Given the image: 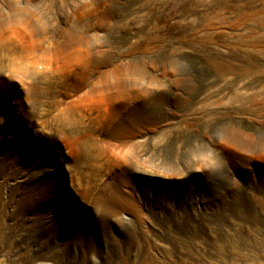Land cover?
I'll list each match as a JSON object with an SVG mask.
<instances>
[{
  "label": "rangeland",
  "instance_id": "obj_1",
  "mask_svg": "<svg viewBox=\"0 0 264 264\" xmlns=\"http://www.w3.org/2000/svg\"><path fill=\"white\" fill-rule=\"evenodd\" d=\"M0 264H264V0H0Z\"/></svg>",
  "mask_w": 264,
  "mask_h": 264
},
{
  "label": "bare ground",
  "instance_id": "obj_2",
  "mask_svg": "<svg viewBox=\"0 0 264 264\" xmlns=\"http://www.w3.org/2000/svg\"><path fill=\"white\" fill-rule=\"evenodd\" d=\"M32 50H30V53H31Z\"/></svg>",
  "mask_w": 264,
  "mask_h": 264
}]
</instances>
